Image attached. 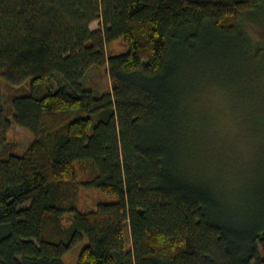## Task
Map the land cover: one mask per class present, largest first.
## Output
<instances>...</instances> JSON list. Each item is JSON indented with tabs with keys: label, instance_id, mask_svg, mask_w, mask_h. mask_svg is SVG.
<instances>
[{
	"label": "trees",
	"instance_id": "16d2710c",
	"mask_svg": "<svg viewBox=\"0 0 264 264\" xmlns=\"http://www.w3.org/2000/svg\"><path fill=\"white\" fill-rule=\"evenodd\" d=\"M263 15L264 0H0V264H64L84 241L77 264H264V199L228 204L197 106L224 83L210 63L262 69L246 27ZM12 125L32 137L21 155ZM82 187L115 200L78 212Z\"/></svg>",
	"mask_w": 264,
	"mask_h": 264
},
{
	"label": "rangeland",
	"instance_id": "374dc122",
	"mask_svg": "<svg viewBox=\"0 0 264 264\" xmlns=\"http://www.w3.org/2000/svg\"><path fill=\"white\" fill-rule=\"evenodd\" d=\"M100 24L101 21L93 22L90 30H95ZM246 28L250 42L261 49L257 52L256 62L262 63V69L258 72L248 65L228 71L223 68L224 72L220 64L210 63V70L214 72L212 75L222 80L224 74V83L221 87L213 89L212 86L209 91L201 93L197 97V106L207 110L202 111L205 114L201 117L205 118V122L198 137L203 143L202 154H205L208 174L224 191L228 204L237 212L249 215L258 212L259 203L264 199V15L258 22H248ZM230 44H227L229 50ZM123 49L121 41H117L108 47V53H118ZM213 50V61L223 62L227 58L224 54L225 40L220 42L217 50ZM226 65L231 67L229 63ZM238 73L240 75L236 78L240 82L235 83L232 77ZM84 79L86 87L97 94L104 93L110 87L104 69L93 68ZM25 87H4V106L8 108L9 99L25 91ZM8 140L16 146V154L21 155L32 137L25 129L12 125ZM114 200V197L96 189L82 187L76 209L78 212L93 211L97 204ZM63 224L69 226L67 216ZM85 245L86 241L70 250L63 258L64 264H77Z\"/></svg>",
	"mask_w": 264,
	"mask_h": 264
}]
</instances>
